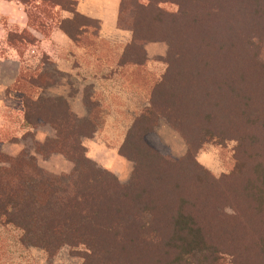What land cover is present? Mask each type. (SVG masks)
Listing matches in <instances>:
<instances>
[{"label":"trees","instance_id":"trees-1","mask_svg":"<svg viewBox=\"0 0 264 264\" xmlns=\"http://www.w3.org/2000/svg\"><path fill=\"white\" fill-rule=\"evenodd\" d=\"M38 1L56 8L58 27L77 44L96 46L100 22L81 14L78 0ZM126 1L119 25L133 39L121 62L136 65L134 81L149 87V104L120 147L134 163L131 180L120 182L87 155L82 137L97 130L98 110L82 118L64 98L37 95L53 80L23 68L15 89L26 122L56 130L54 140L37 141V151L60 152L75 170L56 175L23 150L0 154V224L51 254L69 246L83 264H264V0ZM165 2L177 11H165ZM208 2L212 9L203 7ZM48 26V34L40 30L46 36ZM8 39L14 47L39 41L28 30ZM159 41L168 45L167 67L156 76L146 71L145 44ZM162 117L187 141L184 157L158 138ZM233 140L231 172L216 177L197 161L205 144Z\"/></svg>","mask_w":264,"mask_h":264},{"label":"crops","instance_id":"crops-1","mask_svg":"<svg viewBox=\"0 0 264 264\" xmlns=\"http://www.w3.org/2000/svg\"><path fill=\"white\" fill-rule=\"evenodd\" d=\"M121 1L78 0L77 10L80 13L100 22L96 46L90 48L77 44L57 23H54L49 36L44 35L29 25V17L20 6L0 0V19L6 17L7 25L17 26L19 31L26 28L32 30L39 40L38 57L52 62L57 73L67 77L68 81L62 84V89L47 95L48 89L52 91L56 88L55 75L50 73L49 78L54 83L39 88L37 95L64 98L82 118H90L93 107L98 110L100 123L97 130L93 136L82 139L89 156L95 160L102 158L104 166H109L110 157L111 164L113 160L120 164L127 159L120 154V147L137 111L149 104L147 83L134 81L132 73L136 65L121 62L127 45L133 39V31L119 25ZM62 16L70 17L71 13L63 11ZM6 33V26L0 25V36L4 38ZM150 43L145 44V68L153 75V71L148 69ZM11 53V58L0 59V154L16 156L22 151L25 137L44 141L46 136L42 127H53L50 124L34 127L26 122L22 98L15 89L24 61L17 50L11 49ZM43 72L37 70L38 76ZM139 100L144 105L141 108L137 107ZM104 155L108 156L107 159Z\"/></svg>","mask_w":264,"mask_h":264},{"label":"rangeland","instance_id":"rangeland-1","mask_svg":"<svg viewBox=\"0 0 264 264\" xmlns=\"http://www.w3.org/2000/svg\"><path fill=\"white\" fill-rule=\"evenodd\" d=\"M6 3L9 2L11 4H15L20 6L22 10H25L28 17L30 15L29 25L38 29L39 31H43L46 34L49 33V26L54 25L57 22V18L59 15L55 14L54 10L56 8L50 7L49 3L43 1H35V0H25V2H21L20 0H3ZM129 1H126L125 6L129 5ZM165 11L172 12L177 11L178 4L174 2H165L162 3ZM203 7L205 9H212L211 3H204ZM125 10V8H124ZM42 13H41V12ZM50 13L53 17L48 16ZM63 14V12H62ZM38 16V18H36ZM43 21V22H42ZM45 23V24H44ZM48 23V25L46 24ZM0 25H4L7 28V33L5 37L0 36V59L1 58H11L12 53L11 49L17 50L19 56L24 61V68L29 71H39L40 69L44 71L40 78L43 83H45L49 79L50 73L55 75L56 79V88L55 90H47L46 94L49 95L53 91H58L62 89V84L67 82V77L63 73H57V68L53 65L52 62L47 59H43L41 56L38 57V48L37 43L35 45H27V44H18L14 47L9 42V36L19 32L17 26H8L6 17L0 19ZM12 28V29H10ZM25 30L31 31L26 28ZM21 32V31H20ZM33 33V32H32ZM36 46V52L33 53L30 49ZM150 47V61L148 63V69L152 70L156 76H160L166 70L167 63L163 60L168 49V45L164 41L152 42L149 44ZM39 58V59H38ZM86 64V63H85ZM139 83H142L143 79L140 78ZM77 82V81H76ZM76 82H73V85H76ZM36 88H34L35 90ZM141 100L137 101V107L141 108L144 105ZM140 110L137 111L139 113ZM42 130H45V140H54L56 138V130L51 128L50 126L42 127ZM155 132L158 138L169 147L171 153L177 157L182 158L186 155L188 149V143L182 134L173 126L171 123L167 121L166 118H159L156 126ZM25 142L23 143L22 150L28 156H32L35 158V162L39 164L43 169L56 174H70L75 170V163L66 157L64 154L60 152H54L49 156H39L35 152L36 149V139H32L30 137L24 138ZM237 147V141H227L221 144L218 143H207L203 146V148L197 153L196 159L197 161L207 168L213 175L216 177L221 176L222 174L229 173L235 167V151ZM38 152V151H37ZM8 155V154H5ZM87 155L89 156V150L87 151ZM107 159V155H104ZM90 157V156H89ZM91 158V157H90ZM94 160L98 167L102 169H107L113 172L122 183H128L133 175L134 163L128 159L123 160V163H116L114 160H111L110 157L109 166H104L102 162V158L99 160ZM2 160L0 159V162ZM33 162V161H32ZM4 166L5 163L3 162ZM115 170L119 172H115ZM29 193L31 195H37L39 197H43L42 189L40 187L30 186ZM227 211L232 213L231 207H227ZM22 231L13 225H1L0 224V264H83V258L80 254L74 252L69 246H64L56 251L54 254L47 252L45 249L41 247H36L32 245H24L21 242ZM82 251V249H79Z\"/></svg>","mask_w":264,"mask_h":264},{"label":"built area","instance_id":"built-area-1","mask_svg":"<svg viewBox=\"0 0 264 264\" xmlns=\"http://www.w3.org/2000/svg\"><path fill=\"white\" fill-rule=\"evenodd\" d=\"M33 53L36 52V46H33L31 49H30Z\"/></svg>","mask_w":264,"mask_h":264}]
</instances>
